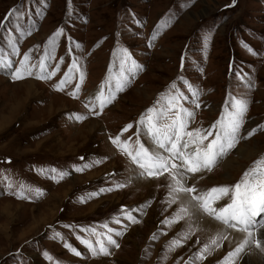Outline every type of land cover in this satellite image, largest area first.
Segmentation results:
<instances>
[{"label": "rangeland", "instance_id": "obj_1", "mask_svg": "<svg viewBox=\"0 0 264 264\" xmlns=\"http://www.w3.org/2000/svg\"><path fill=\"white\" fill-rule=\"evenodd\" d=\"M16 8L26 14L18 21L21 29H31L23 38L15 32V15L5 21L6 14ZM0 22L8 26L0 29V49L10 52L6 31L18 42L19 54L11 57L16 66L25 53L31 57L29 63H36L53 33L64 29L56 38V47L47 49L54 55L46 61L49 70L59 65L50 80L35 76L13 80L0 70V264H185L219 226L205 217L215 225L196 228L165 258L171 239L187 230L188 218L170 226L161 223L177 207L161 202L166 195V189L158 186L162 180L137 179L139 170L120 155L109 136L119 134L129 123L135 125L147 109L159 107L158 100L164 103L162 94L173 83L189 95L178 79L183 77L200 91V108L185 103L195 113L188 130L210 128L219 119L229 91L247 93L249 111L242 133L257 128L253 136L240 139L220 158L212 172L198 174L190 183L200 189L234 184L257 160L264 159V0H235L234 5L232 0H0ZM153 33L156 38L149 47ZM241 41L259 54H249ZM123 48L143 70L130 77V83L100 115H88L84 104L102 84L105 95L109 86L115 91V75L110 80L108 68L118 64L113 51L119 56ZM73 58L85 72L78 98L69 94L79 82L78 73L63 91L54 88ZM236 70L243 81L234 75ZM76 114L88 118L76 121ZM134 132L135 128L123 133L122 139L131 137L130 144L134 143ZM141 139L147 145L146 138ZM245 153L249 157L245 158ZM97 160L100 162L94 163ZM85 164L91 166L74 170ZM51 168L68 174L61 179L58 172L53 180ZM118 182L127 183L117 189ZM21 185L28 199L13 194ZM35 188L44 194L37 197ZM101 188L112 190L100 193ZM93 192L99 194L91 196ZM121 208L138 209L131 214L139 222L129 223ZM113 216H119L121 223H112ZM106 222L108 227L123 231L122 236L113 237L120 247H111L109 256L93 257L76 237L94 244L103 237L80 228L106 233L101 227ZM153 233L157 234L155 240L151 239ZM231 233L221 248L197 264L222 261L239 241ZM65 242L82 255L68 251ZM44 252L53 257L51 262ZM250 256L245 255L240 264L260 263L258 255Z\"/></svg>", "mask_w": 264, "mask_h": 264}, {"label": "snow or ice", "instance_id": "obj_2", "mask_svg": "<svg viewBox=\"0 0 264 264\" xmlns=\"http://www.w3.org/2000/svg\"><path fill=\"white\" fill-rule=\"evenodd\" d=\"M232 4H235V0H232ZM13 15L17 19L15 32L19 33L21 38L30 35L31 29L22 30L18 23L26 14L20 8L11 9L6 14L5 21ZM7 27L5 22H0V29H7ZM63 31L64 29L60 28L53 33L45 47L44 55L36 63H29L31 57L29 53H25L18 66L11 59L12 56L19 54L18 42L12 32L6 31L5 40L10 52L0 49V70H4L13 80L32 76H35L36 79L50 80L59 71V65L57 64L49 70L46 61L54 59V55L47 49L49 45L52 48L56 47V38L60 37ZM155 38L156 34L153 33L148 41L149 47ZM68 39L71 41V37ZM241 45L252 56L259 54L246 42L241 41ZM76 47L79 48L80 45L77 44ZM207 47L208 37L206 36L204 48ZM113 57L118 60V64L115 67L110 65L108 72L110 80L112 75H115V91L109 86L107 95H105V86L102 84L99 92L94 97H90L84 104L88 110V115H100L105 107L116 99V93L123 91L126 85L130 83V77H134L136 72L143 70L127 48L121 49L119 56L113 51ZM183 66L184 57H181V69ZM34 69H38V71H34ZM77 73L79 74V82L75 85V90L69 94L73 98H78L81 85L85 80V72L75 58L68 67V71L64 73V77L54 85V88L57 91H63L64 86L70 83ZM234 75L243 81L240 70H236ZM178 79L187 88L189 95L180 91L176 83H173L168 92L162 94L164 103L158 100L159 107L154 105L147 109L146 114H142L135 125L132 123L125 125L120 129L119 134L110 135L109 141L120 155L125 156L131 165L139 170L135 173L137 179L162 180L158 186L166 189V195L161 202L168 207L177 206L171 216L165 217L161 221L162 224L170 226L188 218L187 230L178 233L176 237L171 239L166 248L165 258H167V252L182 246L183 241H186L194 230L200 227L201 221L207 217L219 226L216 234L189 256L185 264H197L199 261L206 260L207 256L212 255L215 250L223 246L224 241L229 240L230 233L228 230L230 229L240 234L239 241L234 248L227 252L222 261H218V264H240L245 255H258L260 264H264V159L257 160L251 168L244 171L241 178L234 184L200 189L194 182L190 183V181H195L198 174L212 172L219 159L234 148L240 139H247L256 133L257 128L247 130L246 134L241 131L249 111L247 93L233 94L229 91L219 119L210 128L188 130V121L194 117L195 113L185 107V103L193 105L194 108H200V91L183 77ZM247 87L250 89L252 85L247 84ZM87 118V115H75L76 121ZM133 128H135L136 139L134 143L130 144L132 138L122 139V136L123 133ZM142 137L146 138L147 145L142 142ZM80 159L84 158L81 157ZM7 162L10 163V161ZM99 162V160L94 161V163ZM90 166L85 164L82 167H74V170L80 172L83 168ZM48 171L52 174L50 178L53 180H56L55 174L58 172L61 179L68 174L66 171H59L56 168L48 169ZM130 180L131 178L127 182ZM127 182H118L115 184V188H123ZM7 187L11 188V183ZM111 190L112 188H101L99 192ZM34 191L37 197L44 194L40 188H35ZM23 192L24 188L21 185L20 190L13 194L18 198L28 199L29 197L24 196ZM98 194L93 192L90 195L96 196ZM134 211H138V209L129 211L120 209V213L129 223H138L137 218L131 214ZM111 222L120 224L121 219L119 216H113ZM63 227L71 228L72 226L63 225ZM101 227L105 228L107 232L98 234L95 228H80L81 232H91L103 237V239H96L94 244L80 236L76 237L93 257L111 255V247H120L113 237L124 234L123 231L108 227L107 222ZM123 227L126 229L127 225ZM56 236L60 237V233H56ZM60 238L63 239V237ZM151 239H157V234L153 233ZM64 247L75 256L82 255L80 251H77L67 242L64 243ZM43 255L49 262L53 260L48 252H44Z\"/></svg>", "mask_w": 264, "mask_h": 264}, {"label": "bare ground", "instance_id": "obj_3", "mask_svg": "<svg viewBox=\"0 0 264 264\" xmlns=\"http://www.w3.org/2000/svg\"><path fill=\"white\" fill-rule=\"evenodd\" d=\"M30 87V86H29ZM28 87V88H29ZM245 149V148H244ZM250 149V148H249ZM246 151V150H245ZM238 153H241V152H238ZM243 153V152H242ZM240 155H244V154H240ZM244 157L246 158V157H249V153H245V155H244ZM231 165V164H230ZM230 168V167H229ZM226 169H228L227 168V166H226ZM225 172H228V171H225ZM229 178V177H228ZM221 179V178H220ZM222 180H223V178H222ZM212 181V180H211ZM208 223H210L209 222V220H207L206 218L203 220V221H201V223H200V227H208L209 229H210V226L212 225V226H214L215 224H211L210 223V225L208 224ZM204 229V228H203ZM212 232V231H211ZM229 233H231V232H229ZM231 235H232V237L235 239V240H239V238H240V234H238V233H231ZM250 257H252V258H255V257H257V255H251ZM250 262L252 263V259H250ZM255 264H260L259 262H255Z\"/></svg>", "mask_w": 264, "mask_h": 264}]
</instances>
